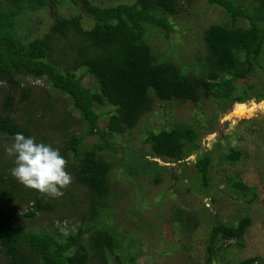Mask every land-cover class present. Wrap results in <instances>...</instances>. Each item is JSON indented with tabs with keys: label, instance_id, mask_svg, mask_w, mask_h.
<instances>
[{
	"label": "trees",
	"instance_id": "trees-1",
	"mask_svg": "<svg viewBox=\"0 0 264 264\" xmlns=\"http://www.w3.org/2000/svg\"><path fill=\"white\" fill-rule=\"evenodd\" d=\"M207 2L222 8L232 23L205 27L204 55H198L190 65L182 56L179 63L183 65H179L166 49L152 42V34L168 41L170 51H177L170 43L174 19L184 20L185 7H193V0L115 4H95L91 0H0V83L7 85L0 132L11 139L22 132L48 144L50 138L45 131L54 133L51 138L57 139L61 154L67 158L66 170L75 187H82L84 197L78 200L68 187L61 189L64 200L66 197L73 206L70 213L61 215V220L79 217L77 231L63 236L56 227L50 232L23 229L22 222L53 210L60 198L21 184L11 174L14 157L7 154L4 146L0 150V253L8 264H124L126 260L135 264L136 255L124 244L128 237L117 235L103 216L110 205L111 174L121 166V160L109 162L108 154L130 150L132 157L126 162L130 161L133 174L151 173L157 183L162 182L161 172L169 167L150 157L192 165V184L193 179H198L202 186L211 185L213 156L203 151V131L199 127L176 122L170 128L150 130L145 139L150 153L127 149L115 141L136 127L156 102L170 106L172 101H191L199 105L202 100L213 99L225 105L244 102L250 98V90L257 89L250 84L240 91L238 81L247 80L256 66L264 67V0ZM65 4L86 12L92 26L84 25L81 14L58 15L52 17V24L42 35L33 34L35 37L27 41L22 38L19 27L33 15ZM181 27L186 29V25ZM85 76L92 77L94 87L86 85ZM30 78L45 80L57 98L64 95L70 106L63 103L60 108L50 93L47 96L36 92L28 82ZM262 97L261 94L260 100ZM102 119L107 120L105 128L100 127ZM90 135L97 142L87 145ZM201 149L195 160L189 159ZM244 155V150L230 145L223 159L234 163ZM236 177L228 179L229 186L243 196H257L256 187ZM31 203L28 210L17 208L18 204ZM176 218L190 233L201 223L196 214L187 215L181 209ZM252 222L249 215L241 217L236 225L215 220L206 239L204 264H219L222 246L229 247L228 241L236 240L239 247H244ZM128 240L130 245L135 243ZM259 259L246 257L236 264H255Z\"/></svg>",
	"mask_w": 264,
	"mask_h": 264
},
{
	"label": "rangeland",
	"instance_id": "rangeland-1",
	"mask_svg": "<svg viewBox=\"0 0 264 264\" xmlns=\"http://www.w3.org/2000/svg\"><path fill=\"white\" fill-rule=\"evenodd\" d=\"M91 1L95 4H115L135 0ZM185 9L184 20L174 19L175 27L170 37V43L175 45L177 51H170L168 41L152 34V42L166 49L179 65H183L179 63L182 56L188 59L186 61L190 65L196 62L198 55H204L202 32L205 27L213 23L228 25L232 23L222 8L210 5L207 0H193V7L188 9L185 7ZM76 14L83 16L86 27L92 26L86 12L81 13L74 5L65 4L54 6L52 9H43L33 15L31 20L28 19L19 30L24 40H31L34 35H42L48 30L52 24V17L58 15L69 17ZM240 21L246 24L244 20ZM182 24L186 25L185 30L182 29ZM83 80L86 85L95 86L91 76H85ZM28 82L33 84L36 92L45 93L47 96V92L50 93L52 98L59 101L60 108L64 107L63 103L70 106L69 100L65 99L64 95L57 98V94L45 80L30 78ZM250 84L257 89L250 90V98L244 102H236L237 104L221 105L213 99L202 100L199 105L191 101H172L170 106L156 102L153 110L145 114L136 127L115 139L119 145L127 149L150 153L149 146L145 142L150 130L170 128L176 122H185L201 128L203 151L211 152L214 162L210 171L211 185L206 187L202 186L198 179H193L194 184H192L191 176L194 169L192 165L150 157L151 160H157L169 167L168 171L161 172L162 182L157 183L151 173L133 174L132 166L128 165L130 161L126 162L132 157L130 150L128 153L106 155L109 162L121 160V166H116L111 174L110 205L103 212V216L106 223L115 229L117 235L122 238L126 235L135 242L132 245L129 244L128 239L124 242L136 255L135 264H204L206 239L215 220L236 225L245 215H249L253 222L245 234L244 247H239L236 240L228 241L229 247L222 246L219 264H236L241 259L252 256L260 258L255 264H264V97L260 100V95H264V67L256 66V70L247 80L238 81V89L243 91ZM6 90L7 85L0 83V113ZM75 116L76 119L79 118L77 113ZM106 123L107 120L102 119L99 123L100 127L105 128ZM79 125L83 127V124ZM78 129L80 127H77ZM45 134L50 138L49 144L58 148L55 142L57 139L51 138L54 133L45 131ZM0 142L3 145L0 144L2 151L4 146L8 147L12 144L13 139L0 132ZM95 142L97 138L93 135L86 140L87 145ZM230 145L245 152L238 162L229 163L223 159ZM201 152L202 149L196 151L189 159L195 160ZM235 176L245 181L247 185L256 187L257 196L252 194L243 196L238 190L229 186L228 179ZM75 185L71 181L67 187L78 200H81L84 198L83 189ZM57 198H60V201L53 210L40 212L34 219L22 222L21 227L25 230L49 232L56 227L63 236L71 231H77V226L80 224L79 217L61 220L62 214L65 215L73 210L72 204L68 203L66 197L65 200L62 196ZM32 204H18L17 208L25 211ZM180 209L187 215L196 214L201 220L193 233L188 232L182 222L176 218V212ZM99 215L101 217V214ZM0 264H8L1 253ZM124 264L131 263L126 260Z\"/></svg>",
	"mask_w": 264,
	"mask_h": 264
},
{
	"label": "clouds",
	"instance_id": "clouds-1",
	"mask_svg": "<svg viewBox=\"0 0 264 264\" xmlns=\"http://www.w3.org/2000/svg\"><path fill=\"white\" fill-rule=\"evenodd\" d=\"M5 151L14 157L11 174L21 184L42 194L60 197L63 195L61 189L72 181L71 174L66 170L67 160L61 155L60 149L38 142L34 136L17 132Z\"/></svg>",
	"mask_w": 264,
	"mask_h": 264
}]
</instances>
